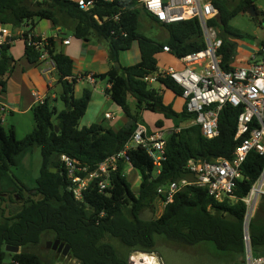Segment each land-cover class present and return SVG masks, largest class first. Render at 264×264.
<instances>
[{
	"label": "trees",
	"instance_id": "obj_1",
	"mask_svg": "<svg viewBox=\"0 0 264 264\" xmlns=\"http://www.w3.org/2000/svg\"><path fill=\"white\" fill-rule=\"evenodd\" d=\"M90 11H83L78 0H0V26L13 30L25 26L35 28L48 20L59 29L60 35L71 31L77 39L108 44V73L93 75L94 79L108 80L110 87L105 95L127 117L128 122L116 129L103 124L81 127L93 92L85 89L76 98L78 75L74 72L73 59L57 50L54 38H48L51 57L63 91L60 95L64 109L59 111L51 99L32 109L35 129L23 139H18L14 128L0 123V264H45L35 253L22 251L8 253L7 246L21 247L39 244L50 233L71 246V256L79 264H131L135 253L151 254L157 251L159 239L186 246L214 243L222 257L230 264H245L246 243L244 220L247 205L244 201L264 172V156L251 151L242 165L243 179L233 198L219 202L206 188L188 186L178 192L159 218L152 222L139 219L147 209L154 210L158 201L165 199L158 194L161 186L181 179L194 180L187 166L190 160L213 162L217 159L233 160L242 142L236 140L237 120L240 108L226 105L219 116L220 135L212 140L203 135L200 125L181 127L196 116L187 111L184 104L177 112L173 104L167 105L164 90L154 88L145 78L159 69V55L169 46L177 58L205 49L206 44L198 20L172 25H161L155 17L140 7L137 0H94ZM219 15L211 25L219 30L223 40L220 50L222 67L229 70L238 54L239 41L247 36L231 26V20L255 6L259 17L252 18L264 25V12L259 11L255 0H215ZM163 27L168 37L158 42L146 37L141 31L143 16ZM118 16L119 20L115 17ZM262 17L263 21L259 19ZM3 48L0 59V86L6 92L9 78L17 61L11 47ZM138 44L141 61L132 66L116 68L120 54ZM26 44L25 57L38 65L40 53ZM264 47V40L261 43ZM90 73H83L87 76ZM162 85L182 98L181 87L172 79H161ZM131 100L134 101V108ZM143 112L160 114L151 132L174 128L165 144L166 160L161 173L157 174L153 160L142 148L128 152L129 162L141 177L139 191L133 190L125 167L111 174L110 187L100 193L95 184L85 194L84 201H76L68 191L62 155L95 169L107 158L121 152L133 137L139 124H143ZM58 128V131H57ZM39 147L42 167L36 179V187L29 188L14 173L25 155ZM55 171V172H54ZM264 200V196H263ZM5 204V207H3ZM17 206V207H16ZM103 214V215H102ZM250 247L254 257L264 255V221L254 217L249 226Z\"/></svg>",
	"mask_w": 264,
	"mask_h": 264
},
{
	"label": "built area",
	"instance_id": "obj_2",
	"mask_svg": "<svg viewBox=\"0 0 264 264\" xmlns=\"http://www.w3.org/2000/svg\"><path fill=\"white\" fill-rule=\"evenodd\" d=\"M137 1L140 7L155 17L161 25L198 20L206 44L205 49L181 58L174 56L169 46H164L163 53L178 59L180 66H159L158 71L147 76L145 81L152 86L159 83L163 87L161 79L170 78L178 84L183 91L182 99L187 111L196 116L191 125H200L203 135L209 140L220 135L219 116L226 105L241 109L237 120L236 140L242 139V142L235 152L234 159L229 161L220 158L213 162L190 160L187 168L195 176L194 180L181 179L161 186L158 194L165 199L160 202L166 207L173 202L178 192L192 185L206 188L209 195L219 202L225 198H233L238 182L243 179L242 165L249 153L256 151L260 156H264V47L261 46L254 52L246 65L233 66L226 70L222 67L223 60L220 55L223 40L219 36V30L211 25V21L219 15V10L214 4L215 0ZM78 5L83 11H90L95 2L78 0ZM115 19L119 20V17L116 16ZM14 38L24 40L28 46L40 53L39 63L47 65V69L43 71L45 75H52L56 71L57 66L50 55L48 39L36 35L34 28L28 25L23 29L20 28L16 35L11 27L0 26V59L3 48L12 43ZM63 44L69 45L70 39L63 40ZM82 81L91 85L96 83L91 74L78 75V82ZM33 98L36 105L44 104L51 99L38 92L33 93ZM7 115V107L0 102L2 125L5 124ZM106 118L110 119L112 116L107 114ZM173 131L179 130L170 128L151 132L145 124H139L126 147L107 158L95 169L67 155H62L60 161L65 170L68 191L76 201H84L85 194L94 184L100 193H105L110 187L111 174L117 172L122 163L125 167V175L127 168L131 166L128 152L137 148L147 151L153 160L156 173L160 174L162 163L166 160V139ZM263 196L264 172L248 197L244 199L247 205L244 220V240L247 248L250 246L249 226L252 215L258 199ZM246 254L245 264H264V255L254 257L252 250Z\"/></svg>",
	"mask_w": 264,
	"mask_h": 264
},
{
	"label": "rangeland",
	"instance_id": "obj_3",
	"mask_svg": "<svg viewBox=\"0 0 264 264\" xmlns=\"http://www.w3.org/2000/svg\"><path fill=\"white\" fill-rule=\"evenodd\" d=\"M256 6L259 11L264 12V0H255ZM261 22L263 21L262 17L259 18ZM231 26L239 29L243 32L247 38L245 41H239L238 43L241 45L239 55H243L245 53H250L252 51H256L260 49L261 43L264 40V25H260L259 22L253 21L249 14H241L231 20ZM140 31L148 38L163 42L167 39L168 34L166 30L159 26L158 24L152 23L149 17L146 15L142 17ZM67 35H70L69 33ZM18 41V40H17ZM23 45L22 42L17 43V47H21ZM23 47V46H22ZM141 61V55L138 48V44L134 43L132 48L127 52H122L119 57V63L123 67H128L132 65H136ZM159 62L161 65H172L174 67L180 66V61L175 57L168 54H160ZM59 77V75H58ZM108 80L98 79L97 84L91 85L88 82H79L76 86L75 96L76 98H81L85 89H90L93 92V101L88 109V116L84 117L81 121V127L90 126V124H103L106 127L113 126L112 124L116 120L117 116L120 114L118 106L108 100V98L104 97L101 93V90L106 87ZM95 87L97 89H95ZM154 88H160L159 83L153 84ZM164 100L170 105L173 104V108L179 112L182 110L184 106V100L181 98L175 99L174 93L170 90L164 89ZM61 88L58 89V100H57V108L59 111H62L65 107L60 98ZM102 95V96H101ZM132 107L134 108V101L131 100ZM98 113L97 118L94 120H89L88 118L93 112ZM111 113L113 119H107L106 113ZM15 119L13 116H8L5 127L11 128L13 124H16L18 128L17 138L23 139L26 135L30 134L36 127L35 120L32 114L28 116H21L15 114ZM163 116L160 114H155L151 112H143V120L148 128L151 127L153 130L155 128V123L157 120L162 119ZM192 121L183 123L181 127L190 126ZM30 124V127H29ZM123 124H115L116 128ZM115 128V127H114ZM42 167V155L41 149L39 147L34 148L31 152L27 153L21 162L20 166L14 169V173L20 178L25 185H27L30 189L36 187V179L39 177ZM134 174H137L138 177L135 180V184L133 186V190L135 192L139 191L141 177L140 174L137 173L131 166H129L126 170V175L128 176V180L132 182L134 180ZM2 202H0L1 204ZM5 207V204H3ZM17 207V206H16ZM155 216L154 219L159 218L163 211L164 206L158 201L154 207ZM256 217L262 221H264V200L263 197L258 199L257 205L254 209L252 219ZM54 236L50 233H46L39 245L37 246H29L26 249L21 248L20 252L27 251L31 253H35L43 258L45 264H79L78 261L71 257L62 262L57 261L54 258V252L48 249H42L41 247L45 246L47 241H51ZM149 255V256H148ZM146 253H136L131 257V264H230V260L222 257L220 251L217 249L216 245L211 242L203 243L197 246H186L178 243L168 242L163 238L159 239V245L157 247V251L151 254ZM247 260V254L245 253V258L242 259V263ZM12 262V257L9 256L6 260V263L9 264Z\"/></svg>",
	"mask_w": 264,
	"mask_h": 264
},
{
	"label": "crops",
	"instance_id": "obj_4",
	"mask_svg": "<svg viewBox=\"0 0 264 264\" xmlns=\"http://www.w3.org/2000/svg\"><path fill=\"white\" fill-rule=\"evenodd\" d=\"M18 31H19V28L14 30L15 35L18 34ZM34 32L36 35L43 37V38H47V39L55 38L56 43H57V50L60 52H63L64 54L70 56L73 59L75 63V67H74L75 74L81 75L83 73H90L91 75H103L109 72L111 65L108 60V44L107 43L99 42L96 39H92L91 41L80 40V39H77L71 31L67 32L66 34L60 35L59 29L55 28L52 25V23L48 20L39 22V24L34 28ZM68 33L70 35H67ZM65 39H70L69 45L63 44V40ZM18 42H22L23 47L22 46L17 47ZM240 48H241V45L239 44L238 54L235 59V62L233 63V66L235 67L246 65L250 59V56L254 52L257 51L256 50L250 53L239 55ZM25 51H26V44H25V41L22 39H19L12 45L11 53H12V56L17 61V63H16L14 71L12 72L9 78L6 92H3L0 86V102L7 107V111H8L7 118L8 116H13V119H15V116H16L15 114H18L21 116L22 115L28 116L29 114L33 115L32 109L36 105L34 102V98H33L34 92H38L43 95L49 96L51 100L54 101L53 103L57 105L56 103H57L58 96H59L58 89L61 88V93L63 91L62 84L59 82L58 73L54 71L52 75H49V76L45 75L43 71L47 69V65L44 63H39L38 65L29 63V61L25 57ZM159 66L163 67V66H169V65L168 64L161 65L159 62ZM95 84H97V82ZM109 86H110L109 83H107L106 87H104L101 90L102 92L101 94L106 98L108 97L105 95V90ZM95 89L97 88L95 87ZM159 89L164 90L166 88L160 85ZM175 99H177L176 96H175ZM108 100L112 101L110 98H108ZM119 112L120 114L117 116L115 121L113 119L114 115H112L109 112L105 114V115L110 114L112 116V118L110 119H112L114 123L112 124L113 126L111 127L116 128L115 124L116 125L123 124L117 127L116 129H120L128 122V119L124 115L121 108H119ZM88 114L89 112L87 111V116ZM97 115L98 113H96L95 111L93 112L92 115H90L88 119L94 122V120L97 118ZM29 127H30V124H29ZM11 128L15 129L16 134L18 133L19 130L16 124H13ZM137 173L139 174L138 171ZM137 177L138 175L134 174V178H133L134 180H132V182L130 181L133 185L135 184V180L137 179Z\"/></svg>",
	"mask_w": 264,
	"mask_h": 264
},
{
	"label": "water",
	"instance_id": "obj_5",
	"mask_svg": "<svg viewBox=\"0 0 264 264\" xmlns=\"http://www.w3.org/2000/svg\"><path fill=\"white\" fill-rule=\"evenodd\" d=\"M252 18H257L259 17V12L257 10V8L255 6H251L249 9H248V12H247ZM115 66L116 68H121V65L119 62H116L115 63ZM57 131H58V128H57ZM55 172V171H54ZM154 212L151 211L150 209H147L146 211H144L142 214H140L139 216V219L141 221H144V222H152L154 220ZM60 242L57 241L56 244H59ZM61 247H65V253H67L70 249H71V246L69 244L65 245V243H61ZM21 250V247H12V246H7L6 247V251L8 253H12V254H17L19 253ZM249 250L251 251V248L250 246L247 248L246 247V252H249Z\"/></svg>",
	"mask_w": 264,
	"mask_h": 264
},
{
	"label": "flooded vegetation",
	"instance_id": "obj_6",
	"mask_svg": "<svg viewBox=\"0 0 264 264\" xmlns=\"http://www.w3.org/2000/svg\"><path fill=\"white\" fill-rule=\"evenodd\" d=\"M57 241H59L60 243L59 244H56ZM61 243H65V242H62L60 239L56 238L55 236L52 238L51 241H47L45 246L41 247L42 249H48V250H51L52 252H54V258L59 261V262H62L66 259H69L71 258L72 254V250L70 249L67 253H65V247H61ZM39 245V244H37ZM35 245V246H37ZM65 245H67L65 243Z\"/></svg>",
	"mask_w": 264,
	"mask_h": 264
},
{
	"label": "bare ground",
	"instance_id": "obj_7",
	"mask_svg": "<svg viewBox=\"0 0 264 264\" xmlns=\"http://www.w3.org/2000/svg\"><path fill=\"white\" fill-rule=\"evenodd\" d=\"M148 255V254H147ZM149 256V255H148Z\"/></svg>",
	"mask_w": 264,
	"mask_h": 264
}]
</instances>
